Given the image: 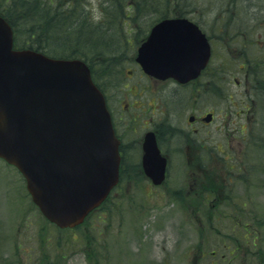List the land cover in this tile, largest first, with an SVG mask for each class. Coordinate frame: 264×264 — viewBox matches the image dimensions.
Returning <instances> with one entry per match:
<instances>
[{"label": "rangeland", "instance_id": "rangeland-1", "mask_svg": "<svg viewBox=\"0 0 264 264\" xmlns=\"http://www.w3.org/2000/svg\"><path fill=\"white\" fill-rule=\"evenodd\" d=\"M190 1L186 17L209 35L212 53L204 91L191 96L195 107L184 105L186 89L158 87L163 113L160 105L155 114L172 125L163 142L170 170L164 187L153 188L133 169L127 194L135 197H114L77 229L60 230L34 205L17 169L0 158V264H263L264 102L255 96L248 71L259 60L256 73L264 78V0ZM77 8L98 24L116 6L112 0H80ZM154 20L145 13L131 26L107 22L120 61L103 66L98 58L95 68L102 69L95 77L109 94L120 78L139 79L136 48L150 28L146 22ZM32 23L17 25L19 39ZM58 48L55 53H66L70 46ZM144 89L135 99L145 108ZM206 112L214 113L209 123L187 121ZM127 160L139 157L131 152ZM196 167L205 185L216 187L204 203L188 190Z\"/></svg>", "mask_w": 264, "mask_h": 264}, {"label": "water", "instance_id": "water-1", "mask_svg": "<svg viewBox=\"0 0 264 264\" xmlns=\"http://www.w3.org/2000/svg\"><path fill=\"white\" fill-rule=\"evenodd\" d=\"M209 56L208 39L196 23L168 17L151 27L135 60L149 75L185 82ZM203 120L209 122L211 114ZM0 157L22 173L32 201L60 228L81 223L118 180V139L87 64L14 48L12 28L2 16ZM141 163L154 184L164 180L166 158L151 132L144 137Z\"/></svg>", "mask_w": 264, "mask_h": 264}, {"label": "trees", "instance_id": "trees-1", "mask_svg": "<svg viewBox=\"0 0 264 264\" xmlns=\"http://www.w3.org/2000/svg\"><path fill=\"white\" fill-rule=\"evenodd\" d=\"M79 3L80 0H0V14L12 26L16 46L31 48L53 57L82 58L88 64L95 83H98L95 74L102 69L95 68V62H100L98 58L102 59L100 63L103 66L112 64L113 58L115 63L120 58V53H117L119 47L115 46L116 40L110 36L107 22L117 19L121 26H131L138 24L136 20L145 13L156 21L166 17H186L192 13L189 9L190 0H112L116 8L107 9L100 23L95 24L80 16L77 8ZM25 20L33 23L27 26L25 38L19 39L17 25ZM146 25L151 26L150 21ZM61 45H69L68 52L55 53ZM259 62L255 63V67L260 65ZM255 67L248 72L252 76L255 96L264 102V78L256 73ZM243 228L248 233L246 225ZM260 259L264 264V254Z\"/></svg>", "mask_w": 264, "mask_h": 264}, {"label": "flooded vegetation", "instance_id": "flooded-vegetation-1", "mask_svg": "<svg viewBox=\"0 0 264 264\" xmlns=\"http://www.w3.org/2000/svg\"><path fill=\"white\" fill-rule=\"evenodd\" d=\"M200 29L203 32H205L201 27ZM207 37L210 41L209 35ZM119 61L120 60H117V62ZM135 62L138 65L135 67L136 71H139V73H137V75L139 76L138 80L136 81L130 80L131 76H127V78H123V79L120 78L121 82L111 84L112 85L111 87L113 88H112V93L110 94L107 92L104 86L98 83L99 84L98 86L100 87L105 98V104L110 114V119L112 123V128L114 130V134L119 142L118 151L120 154V165H119V174H118L117 183L112 187L104 202H102V204H100L97 208L92 210V212L101 208L107 209L108 208L107 206H109L108 202L112 198L119 197L120 199L124 195H126L127 192L131 191L129 181L133 178H130L131 175L129 174H131V170L133 169H136L137 172L139 171L140 174L144 176V179H142V181L148 183L153 188L164 187V184L167 178L169 177L170 170H169V157L167 156V152L166 149L164 148L163 142L165 141V139H168L165 137L168 136V131L170 130V127H172V125H170V123L167 122L168 117L165 122L164 121L165 117L157 116L155 114L156 111L158 113V108L160 107V105L161 108L159 113L160 114L163 113L162 104L158 105L159 104L158 87L164 86L168 88L167 89L168 91L171 90L173 92H176L179 89L182 90L186 89L184 91V97L186 98H183V100H184V105L188 106L189 108L195 107V104L194 105L191 104V99H192L191 96L193 95V93L198 92L199 94L200 92L201 94V92L203 93L204 91L203 89L205 88V80H206L205 75L207 71L206 68L207 65L199 72V74L196 77L189 79L184 83H181L173 78L160 79L158 77L149 75L142 70L141 66L138 64L136 60ZM126 79H129L130 81ZM140 81L141 82L145 81L147 83V86L145 87H146V91H149L148 104L146 105L145 108H144L145 105L141 103L138 104L135 99L138 92L141 93L145 91L144 89L145 87H141ZM145 96H147V93ZM179 101L181 102L182 99H179ZM139 108H141L140 111L142 114L137 112V109ZM146 111L151 112V114L147 116L148 117L147 120H145ZM207 113L208 112L204 113L203 116L190 114L189 116H192L193 120L189 121L187 117V121H189V123L191 124L197 123L198 121H203V117ZM209 113L212 114V119H213L214 113L213 112H209ZM193 130H195V128H193ZM149 132L153 133L154 139L156 141V144L160 152L167 157L165 178L163 182L158 185H154L151 182V180L145 176L140 161L141 155L143 153L142 147H143L144 137ZM131 152L136 153L138 155L139 157L138 161L127 160L128 154H131ZM198 166L200 168H203V163H201ZM200 168L196 167L194 168V170H192L193 172L191 171V174L193 175L194 178L191 180H187V183H188L189 193L193 195L192 197L198 196L199 197L198 199L202 201L201 203H204V201L208 200L207 198H209V196L216 191V187H214V185L212 184H210V186L205 185L203 180L199 178L200 176L202 177L204 175L201 172ZM224 169H229V168L225 166ZM230 169H237V168H230ZM179 190L180 188L175 189L174 191L179 192ZM127 195L131 197H135V193H128ZM201 253L204 254L203 252Z\"/></svg>", "mask_w": 264, "mask_h": 264}]
</instances>
